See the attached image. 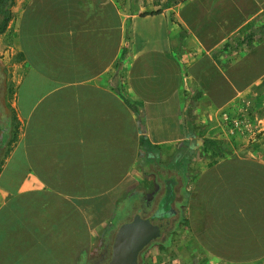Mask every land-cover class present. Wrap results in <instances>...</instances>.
Instances as JSON below:
<instances>
[{"label":"crops","instance_id":"crops-1","mask_svg":"<svg viewBox=\"0 0 264 264\" xmlns=\"http://www.w3.org/2000/svg\"><path fill=\"white\" fill-rule=\"evenodd\" d=\"M19 4L0 34V264H94L169 187L164 257L264 264V132L218 145L222 111L264 109V0Z\"/></svg>","mask_w":264,"mask_h":264},{"label":"rangeland","instance_id":"rangeland-1","mask_svg":"<svg viewBox=\"0 0 264 264\" xmlns=\"http://www.w3.org/2000/svg\"><path fill=\"white\" fill-rule=\"evenodd\" d=\"M19 1L0 0V34L2 33L4 22L8 24V20L16 16L20 5ZM256 114L264 116V109H251L241 104L236 106L235 111H222L219 120L221 125V131L219 133L221 137L218 140L219 149L225 150L228 144H233L241 148L244 145L243 139H248L247 142L249 144L258 143V138L264 132V125L256 119L258 117ZM150 194L152 195V191L146 192V195ZM146 200L152 203L142 209V213L139 216L143 218L155 215L154 211L157 208L158 196L154 198L148 196ZM174 209L176 213L171 215L168 231L143 249L139 256V264H174V256L171 257L172 259H169L168 255L164 257V254H168L171 251L173 245L176 246L177 240L179 239L180 206L175 203ZM113 243L114 238H111L100 247L98 261L94 264H107L109 262L112 255ZM175 257L177 259L179 258L177 255Z\"/></svg>","mask_w":264,"mask_h":264},{"label":"water","instance_id":"water-1","mask_svg":"<svg viewBox=\"0 0 264 264\" xmlns=\"http://www.w3.org/2000/svg\"><path fill=\"white\" fill-rule=\"evenodd\" d=\"M173 198L174 190L169 187L155 210V215L145 218L138 216L119 227L108 264H138L140 252L168 231L170 215L174 213L170 204Z\"/></svg>","mask_w":264,"mask_h":264},{"label":"trees","instance_id":"trees-1","mask_svg":"<svg viewBox=\"0 0 264 264\" xmlns=\"http://www.w3.org/2000/svg\"><path fill=\"white\" fill-rule=\"evenodd\" d=\"M171 1H172V0H171ZM179 1H181V0H173L172 2H173L174 4H177ZM6 25H7V24H5V22H4V27H3L2 30H4V28H5Z\"/></svg>","mask_w":264,"mask_h":264},{"label":"flooded vegetation","instance_id":"flooded-vegetation-1","mask_svg":"<svg viewBox=\"0 0 264 264\" xmlns=\"http://www.w3.org/2000/svg\"><path fill=\"white\" fill-rule=\"evenodd\" d=\"M142 251H143V250H142ZM142 251H141V252H142ZM141 252H140V254H141ZM140 254H139V256H140ZM111 256H112V255H111ZM110 259H111V258H110ZM109 261H110V260H109ZM107 264H108V263H107ZM138 264H139V257H138Z\"/></svg>","mask_w":264,"mask_h":264}]
</instances>
